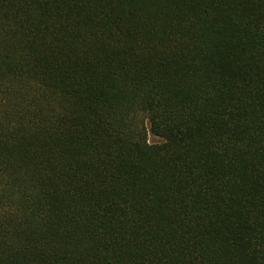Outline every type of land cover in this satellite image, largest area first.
Returning a JSON list of instances; mask_svg holds the SVG:
<instances>
[{
  "label": "trees",
  "instance_id": "obj_1",
  "mask_svg": "<svg viewBox=\"0 0 264 264\" xmlns=\"http://www.w3.org/2000/svg\"><path fill=\"white\" fill-rule=\"evenodd\" d=\"M0 264H264V0H0Z\"/></svg>",
  "mask_w": 264,
  "mask_h": 264
},
{
  "label": "rangeland",
  "instance_id": "obj_2",
  "mask_svg": "<svg viewBox=\"0 0 264 264\" xmlns=\"http://www.w3.org/2000/svg\"><path fill=\"white\" fill-rule=\"evenodd\" d=\"M149 140L152 142V141H156L157 138L153 136L152 134H149Z\"/></svg>",
  "mask_w": 264,
  "mask_h": 264
}]
</instances>
